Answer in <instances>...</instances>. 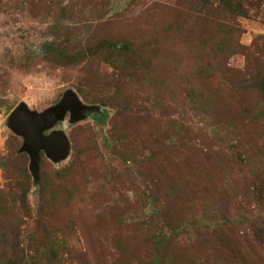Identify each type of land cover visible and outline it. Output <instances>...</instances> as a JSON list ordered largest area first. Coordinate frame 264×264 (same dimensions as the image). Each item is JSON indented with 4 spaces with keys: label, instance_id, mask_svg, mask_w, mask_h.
I'll return each instance as SVG.
<instances>
[{
    "label": "rangeland",
    "instance_id": "rangeland-1",
    "mask_svg": "<svg viewBox=\"0 0 264 264\" xmlns=\"http://www.w3.org/2000/svg\"><path fill=\"white\" fill-rule=\"evenodd\" d=\"M0 264H264V0H0Z\"/></svg>",
    "mask_w": 264,
    "mask_h": 264
},
{
    "label": "water",
    "instance_id": "water-1",
    "mask_svg": "<svg viewBox=\"0 0 264 264\" xmlns=\"http://www.w3.org/2000/svg\"><path fill=\"white\" fill-rule=\"evenodd\" d=\"M93 108L83 104L71 90L57 104L41 112L31 109L25 102L16 106L9 116L8 126L23 137L21 151L29 154L30 169L35 176H38L41 152L54 161L66 158L70 152L66 135L53 129L56 123L64 120L68 113L73 121L81 120ZM48 130L50 133H46Z\"/></svg>",
    "mask_w": 264,
    "mask_h": 264
},
{
    "label": "trees",
    "instance_id": "trees-1",
    "mask_svg": "<svg viewBox=\"0 0 264 264\" xmlns=\"http://www.w3.org/2000/svg\"><path fill=\"white\" fill-rule=\"evenodd\" d=\"M90 112H88V114H89ZM104 113H107V112H104Z\"/></svg>",
    "mask_w": 264,
    "mask_h": 264
}]
</instances>
